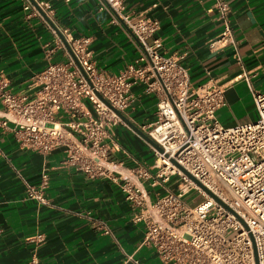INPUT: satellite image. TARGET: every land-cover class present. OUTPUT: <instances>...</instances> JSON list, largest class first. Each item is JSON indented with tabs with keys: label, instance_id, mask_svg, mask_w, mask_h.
<instances>
[{
	"label": "built area",
	"instance_id": "2783aa9c",
	"mask_svg": "<svg viewBox=\"0 0 264 264\" xmlns=\"http://www.w3.org/2000/svg\"><path fill=\"white\" fill-rule=\"evenodd\" d=\"M34 2L24 0V8L50 28L63 59L53 60L46 51L31 98L12 92L0 75V102L9 115L0 125L13 124L18 147L41 154L61 147L63 166L88 177L109 174L114 127L125 124L118 112L125 113L135 96L131 88L141 85L143 93L154 95L155 111L149 124L136 127L160 150L147 142L152 165L137 167L121 188L142 207L134 215L145 225L142 244L164 264H264V91L249 86L255 118L225 126L215 114L225 105L223 87L211 78L192 85L175 57L160 54L158 39L152 38L155 19L125 12L122 0H100L139 49L132 62L110 74L95 66L89 37L56 30L49 2ZM213 9L222 28L209 47L233 44L228 1L214 0ZM171 177L174 189L165 187L146 200L144 181L153 187ZM41 188L26 184V196L44 202ZM191 191L201 196L193 204L186 198ZM99 227L109 232L105 224ZM33 240L41 243L44 236L38 232ZM30 263L37 260L32 257Z\"/></svg>",
	"mask_w": 264,
	"mask_h": 264
},
{
	"label": "crops",
	"instance_id": "0c3cea01",
	"mask_svg": "<svg viewBox=\"0 0 264 264\" xmlns=\"http://www.w3.org/2000/svg\"><path fill=\"white\" fill-rule=\"evenodd\" d=\"M49 20L74 36L89 37L95 66L114 74L139 53L137 44L100 0H45ZM124 11L157 21L152 38L158 51L173 56L187 69L192 85L211 78L224 89L225 105L216 118L230 126L255 118L249 86L264 91V0H227L233 44L210 48L221 31L214 0H122ZM54 35L24 0H0V75L12 92L28 98L37 89L34 75L53 60H62ZM134 100L123 114L133 125L154 119L155 97L131 88ZM9 116L0 102V120ZM125 122V121H124ZM126 124V125H125ZM114 127L109 174L88 177L63 166L61 147L47 154L18 147L13 124L0 125V264H164L152 247L142 244L145 225L135 221L142 210L125 197L121 183L134 178L139 166H151L154 153L127 122ZM141 136V137H140ZM46 181H41L42 174ZM114 177V178H113ZM26 184L41 191L44 202L26 196ZM167 184L149 186L152 201ZM105 224L108 233L101 231ZM44 240L36 244V233Z\"/></svg>",
	"mask_w": 264,
	"mask_h": 264
},
{
	"label": "water",
	"instance_id": "95a60500",
	"mask_svg": "<svg viewBox=\"0 0 264 264\" xmlns=\"http://www.w3.org/2000/svg\"><path fill=\"white\" fill-rule=\"evenodd\" d=\"M31 1L35 3L34 0ZM118 114L125 122L131 125V127H133L149 144H151L155 149L160 150V148L145 133H143L135 125H133L122 113L118 112ZM204 190L214 197V195L211 192H209L207 189L204 188Z\"/></svg>",
	"mask_w": 264,
	"mask_h": 264
},
{
	"label": "rangeland",
	"instance_id": "374dc122",
	"mask_svg": "<svg viewBox=\"0 0 264 264\" xmlns=\"http://www.w3.org/2000/svg\"><path fill=\"white\" fill-rule=\"evenodd\" d=\"M173 180H174V178L171 177L170 181L167 183L168 187L169 188H172V189H174L175 186H176V183L173 182ZM151 189H157V190H160L162 192V190L159 189L158 186H156L155 188H151ZM186 198H187V200H191L192 201L191 204H193V203L198 202L201 199V196L200 195H197L196 193H194L193 191H191V192H189L186 195Z\"/></svg>",
	"mask_w": 264,
	"mask_h": 264
}]
</instances>
